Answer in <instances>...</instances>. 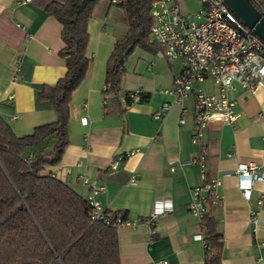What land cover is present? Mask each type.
Returning <instances> with one entry per match:
<instances>
[{
  "label": "crops",
  "instance_id": "1",
  "mask_svg": "<svg viewBox=\"0 0 264 264\" xmlns=\"http://www.w3.org/2000/svg\"><path fill=\"white\" fill-rule=\"evenodd\" d=\"M50 1L65 0H0V115L17 135L56 117L52 105L38 96L67 69L58 53L62 26L45 12ZM120 1L98 0L92 9L89 68L71 92L68 142L58 162L44 165L42 172L84 198L90 184L98 187L94 198L105 212L128 222L116 226L120 264H264V180H253L244 197L235 175L239 163L264 165V78L254 93L234 83L228 96L236 102L235 124L211 118L199 142L206 148L207 174L220 179L221 200L207 212L221 233V254L210 261L214 248L206 251L193 238L199 233L207 242L200 218L187 209L191 190L200 183L191 161L198 146L192 141L193 97L172 103L161 119L153 117L164 101H172L161 89L171 88L182 64L168 61L159 48L135 46L122 62L118 94L104 90L107 59L128 26ZM251 1L264 14V0ZM202 86L208 93L217 91L209 80ZM136 89L144 94L131 101ZM50 147L51 141L43 140L24 151L29 155ZM155 206L164 211L150 223L143 221ZM252 210L259 211L254 218Z\"/></svg>",
  "mask_w": 264,
  "mask_h": 264
},
{
  "label": "trees",
  "instance_id": "2",
  "mask_svg": "<svg viewBox=\"0 0 264 264\" xmlns=\"http://www.w3.org/2000/svg\"><path fill=\"white\" fill-rule=\"evenodd\" d=\"M97 1H50L45 6V12L62 26L58 53L67 67L62 77L38 92L55 109V119L17 135L0 115V264H120L116 225L92 220L86 198L42 172L44 165L58 162L68 142L70 96L89 68L87 22ZM150 3L119 2L128 26L117 37L106 62L107 90L114 96L118 94L122 62L133 48H159L149 40ZM43 140L51 141L49 150L33 149L29 155L24 151ZM200 224L206 243L214 248L209 260L217 261L222 244L218 225L208 212Z\"/></svg>",
  "mask_w": 264,
  "mask_h": 264
},
{
  "label": "built area",
  "instance_id": "3",
  "mask_svg": "<svg viewBox=\"0 0 264 264\" xmlns=\"http://www.w3.org/2000/svg\"><path fill=\"white\" fill-rule=\"evenodd\" d=\"M199 2L200 8L194 13H182L176 0H151L149 12L152 24L148 33L168 61L179 60L182 64L173 78L171 88L161 89L172 96V101H164L161 107L154 110L153 117L161 119V115L172 103L193 97L192 141L198 146L191 161L198 166L200 183L192 188L187 209L202 218L210 204H217L221 198L216 191L220 179L207 174L206 148L199 143L200 139L211 118L220 117L228 125L235 124L238 117L234 109L236 102L228 96V92L234 89V83L252 93L262 84L264 45L255 33L236 20L229 7L221 0ZM205 80H209L212 87L217 89L215 94L208 93L203 88ZM107 87L106 85L104 90ZM141 94L140 89L134 90L130 95L131 101L139 100ZM183 119L182 117L179 121ZM127 154L125 152L116 157L111 165L121 162ZM235 170L238 187L244 197L249 196L253 180H264L263 164L239 163ZM90 186L92 190L86 199L91 206L92 220L116 226L128 223L119 215H108L101 202L94 198L98 187ZM260 202L261 198L258 200L259 204ZM163 211L164 208L155 206L150 216L143 217V221L150 223L153 216ZM258 213L256 210L250 212L252 218ZM193 238L201 240L206 251L209 249L201 234H194Z\"/></svg>",
  "mask_w": 264,
  "mask_h": 264
},
{
  "label": "water",
  "instance_id": "4",
  "mask_svg": "<svg viewBox=\"0 0 264 264\" xmlns=\"http://www.w3.org/2000/svg\"><path fill=\"white\" fill-rule=\"evenodd\" d=\"M234 16L264 43V14L251 0H221Z\"/></svg>",
  "mask_w": 264,
  "mask_h": 264
},
{
  "label": "rangeland",
  "instance_id": "5",
  "mask_svg": "<svg viewBox=\"0 0 264 264\" xmlns=\"http://www.w3.org/2000/svg\"><path fill=\"white\" fill-rule=\"evenodd\" d=\"M179 7L181 8V12L183 13H194L200 8L199 0H176ZM137 50L140 48H136ZM28 150H25V152Z\"/></svg>",
  "mask_w": 264,
  "mask_h": 264
}]
</instances>
